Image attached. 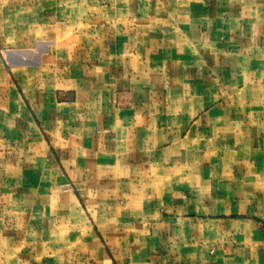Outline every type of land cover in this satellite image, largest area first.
Masks as SVG:
<instances>
[{
    "label": "crops",
    "instance_id": "0c3cea01",
    "mask_svg": "<svg viewBox=\"0 0 264 264\" xmlns=\"http://www.w3.org/2000/svg\"><path fill=\"white\" fill-rule=\"evenodd\" d=\"M0 264H264V0H0Z\"/></svg>",
    "mask_w": 264,
    "mask_h": 264
}]
</instances>
